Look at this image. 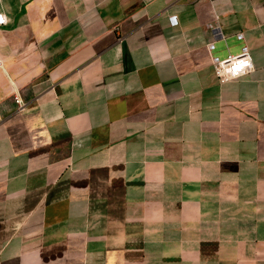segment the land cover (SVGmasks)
Segmentation results:
<instances>
[{
	"label": "crops",
	"instance_id": "1",
	"mask_svg": "<svg viewBox=\"0 0 264 264\" xmlns=\"http://www.w3.org/2000/svg\"><path fill=\"white\" fill-rule=\"evenodd\" d=\"M0 13V264H264V0Z\"/></svg>",
	"mask_w": 264,
	"mask_h": 264
},
{
	"label": "built area",
	"instance_id": "2",
	"mask_svg": "<svg viewBox=\"0 0 264 264\" xmlns=\"http://www.w3.org/2000/svg\"><path fill=\"white\" fill-rule=\"evenodd\" d=\"M0 17H3L6 20L4 14L0 13ZM170 20L172 25L177 24L175 17H171ZM4 25H6V23H0V27H3ZM237 39L243 40V35L238 34ZM213 49L214 44L212 42L207 44V50L209 52ZM210 61L213 66L214 74L220 82L248 75L253 70L252 57L249 48L246 45L242 46L241 51L237 55L228 56L225 59L210 55ZM1 66L2 61L0 60V68ZM14 101L17 111L22 112L26 109V103L23 102L19 96H15Z\"/></svg>",
	"mask_w": 264,
	"mask_h": 264
},
{
	"label": "clouds",
	"instance_id": "3",
	"mask_svg": "<svg viewBox=\"0 0 264 264\" xmlns=\"http://www.w3.org/2000/svg\"><path fill=\"white\" fill-rule=\"evenodd\" d=\"M6 22H10V21H7L3 17H0V23H6Z\"/></svg>",
	"mask_w": 264,
	"mask_h": 264
}]
</instances>
